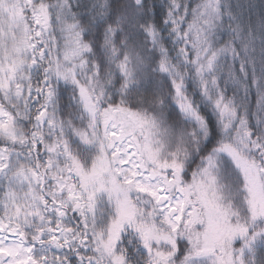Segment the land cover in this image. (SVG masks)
I'll return each mask as SVG.
<instances>
[{
    "label": "snow or ice",
    "instance_id": "6c2138e0",
    "mask_svg": "<svg viewBox=\"0 0 264 264\" xmlns=\"http://www.w3.org/2000/svg\"><path fill=\"white\" fill-rule=\"evenodd\" d=\"M0 264H264V0H0Z\"/></svg>",
    "mask_w": 264,
    "mask_h": 264
}]
</instances>
